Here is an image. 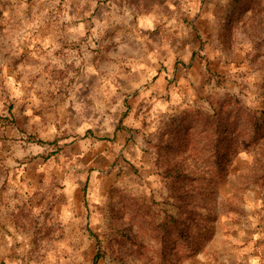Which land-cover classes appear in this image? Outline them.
Returning <instances> with one entry per match:
<instances>
[{
	"label": "clouds",
	"instance_id": "obj_1",
	"mask_svg": "<svg viewBox=\"0 0 264 264\" xmlns=\"http://www.w3.org/2000/svg\"><path fill=\"white\" fill-rule=\"evenodd\" d=\"M0 264H264V0H0Z\"/></svg>",
	"mask_w": 264,
	"mask_h": 264
},
{
	"label": "rangeland",
	"instance_id": "obj_2",
	"mask_svg": "<svg viewBox=\"0 0 264 264\" xmlns=\"http://www.w3.org/2000/svg\"><path fill=\"white\" fill-rule=\"evenodd\" d=\"M14 105H10L9 106V108H8V111H9V114H10V116L12 115V113H13V109H14ZM14 117H13V122H14ZM89 134H91V133H89ZM34 138V137H33ZM110 142V141H109ZM51 155H56V153H52Z\"/></svg>",
	"mask_w": 264,
	"mask_h": 264
}]
</instances>
